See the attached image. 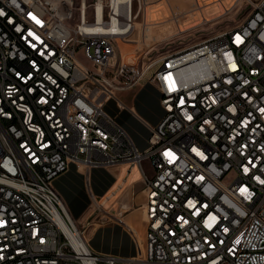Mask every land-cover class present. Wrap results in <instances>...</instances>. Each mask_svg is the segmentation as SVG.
I'll return each instance as SVG.
<instances>
[{
  "label": "built area",
  "instance_id": "built-area-1",
  "mask_svg": "<svg viewBox=\"0 0 264 264\" xmlns=\"http://www.w3.org/2000/svg\"><path fill=\"white\" fill-rule=\"evenodd\" d=\"M92 1L85 12L87 0H0V264H116L89 248L53 186L71 163L139 171L140 264H264V0H243L241 24L137 76L116 49L135 0L116 14ZM108 15L118 26L97 28ZM155 66L162 118L141 151L106 105Z\"/></svg>",
  "mask_w": 264,
  "mask_h": 264
},
{
  "label": "crops",
  "instance_id": "crops-1",
  "mask_svg": "<svg viewBox=\"0 0 264 264\" xmlns=\"http://www.w3.org/2000/svg\"><path fill=\"white\" fill-rule=\"evenodd\" d=\"M189 3L191 7L196 4L194 0ZM139 14L134 20V28ZM159 18L166 20L170 16L161 13ZM146 87H151L156 92L160 106V93L156 85L150 82H140L131 88L117 90L115 102L123 106L121 110L114 101H109L106 105L109 115L116 118L141 151L147 148V142L146 146H138L133 125H141L147 132L148 140L150 128L157 126L162 118V110L156 116L148 112L147 97L142 95ZM125 92L133 95L131 106L123 104L118 98V94ZM111 102L114 108H109L108 111L107 106ZM53 186L63 198L71 217L85 228L87 244L95 254L112 256L117 259L116 264L141 263L146 252V198L144 184L136 168L127 164L87 167L71 163L68 171L56 179Z\"/></svg>",
  "mask_w": 264,
  "mask_h": 264
},
{
  "label": "rangeland",
  "instance_id": "rangeland-1",
  "mask_svg": "<svg viewBox=\"0 0 264 264\" xmlns=\"http://www.w3.org/2000/svg\"><path fill=\"white\" fill-rule=\"evenodd\" d=\"M189 2L190 0H135L130 3L131 9L133 6V17L136 19L139 12L140 14L130 37L128 34L116 43V49L119 51L118 62H122L137 76L143 67L153 61L238 26L251 10V6L243 0H194L196 4L192 7ZM85 4L86 12L95 11V1L87 0ZM161 13H167L170 18H159ZM90 42L94 41L90 39ZM100 42L101 45H106L105 38ZM125 50L127 52L122 54ZM79 58L86 65H90L83 56ZM155 68L156 66L147 72L143 82H147ZM142 95L147 97L148 112L153 116L160 114L156 92L151 87H146ZM132 96L130 92L118 94L119 100L128 106H131ZM109 108H114L113 102L108 104V111ZM133 130L138 146H146V130L138 124L133 125ZM142 166L147 175L151 176L149 163L143 162Z\"/></svg>",
  "mask_w": 264,
  "mask_h": 264
},
{
  "label": "bare ground",
  "instance_id": "bare-ground-1",
  "mask_svg": "<svg viewBox=\"0 0 264 264\" xmlns=\"http://www.w3.org/2000/svg\"><path fill=\"white\" fill-rule=\"evenodd\" d=\"M86 4H85V12H86ZM94 8L96 9V1ZM94 9V10H95ZM119 11V2L118 0H110V11L109 14H116ZM126 12L132 13L131 4L128 3L126 5ZM111 26H118V17L116 15H109L108 20L102 18V20H97V28H104V27H111ZM128 34H121V38L126 37ZM105 37H98V33H91L90 39L96 42V50L98 52H106V45H101L102 43L100 40L104 39Z\"/></svg>",
  "mask_w": 264,
  "mask_h": 264
}]
</instances>
